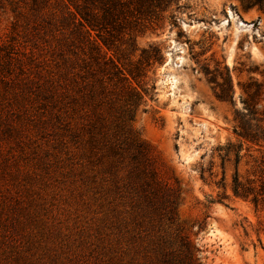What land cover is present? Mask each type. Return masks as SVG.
<instances>
[{
    "label": "rangeland",
    "instance_id": "374dc122",
    "mask_svg": "<svg viewBox=\"0 0 264 264\" xmlns=\"http://www.w3.org/2000/svg\"><path fill=\"white\" fill-rule=\"evenodd\" d=\"M86 2L0 0V264H264V211L215 183L248 93L264 118V9L174 0L105 43Z\"/></svg>",
    "mask_w": 264,
    "mask_h": 264
},
{
    "label": "trees",
    "instance_id": "16d2710c",
    "mask_svg": "<svg viewBox=\"0 0 264 264\" xmlns=\"http://www.w3.org/2000/svg\"><path fill=\"white\" fill-rule=\"evenodd\" d=\"M93 8H90L89 3L81 6L77 5L78 12L81 15L79 19L80 26L86 28L88 32L90 29L99 30L98 36L106 43L103 37V30L112 33L110 26L114 29L117 23L120 22L122 17H149L156 13L158 9L167 8L174 0H90ZM249 5H259L264 9V0H244ZM134 6L132 7V5ZM95 6V7H94ZM145 52V51H144ZM115 67V77H120L121 70L118 69L112 58H109ZM113 77V76H112ZM250 99H246L245 105L248 106L247 114L239 120L238 125L235 127V133L242 139L239 143L229 140L225 145H220L216 148L217 154L221 159V167L223 169V176L220 181L215 182L219 187L225 190L224 198H228L226 194L227 189L231 188L236 197L250 200L256 210L264 211V157L261 158L260 163L257 165L259 168L258 173H254L253 177H243L240 173V164L245 157L251 156L250 148L245 147L246 142L257 144L264 147V118L258 117L259 112L256 109L257 104L252 103L251 93H248ZM246 116H250L247 120ZM255 121V122H252ZM244 150L248 151L244 153ZM236 163V171L232 177L231 182L228 179V166L232 162ZM214 166V164H213ZM212 170V168H211ZM211 176L214 172L211 171ZM264 231V227L261 229ZM189 247L190 242L185 241ZM190 248V247H189ZM194 259V254L189 255Z\"/></svg>",
    "mask_w": 264,
    "mask_h": 264
}]
</instances>
